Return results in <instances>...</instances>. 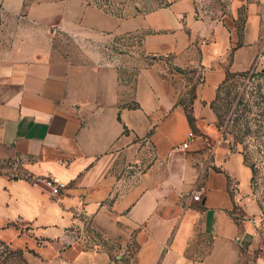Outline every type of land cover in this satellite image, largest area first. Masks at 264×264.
I'll list each match as a JSON object with an SVG mask.
<instances>
[{"label":"crops","instance_id":"crops-1","mask_svg":"<svg viewBox=\"0 0 264 264\" xmlns=\"http://www.w3.org/2000/svg\"><path fill=\"white\" fill-rule=\"evenodd\" d=\"M156 2L125 17L111 0H0V164L24 168L0 171V244L28 264H242L251 246L246 170L212 106L264 69V0ZM130 35L192 82L120 85L103 51ZM60 36L83 63L53 58Z\"/></svg>","mask_w":264,"mask_h":264},{"label":"rangeland","instance_id":"rangeland-1","mask_svg":"<svg viewBox=\"0 0 264 264\" xmlns=\"http://www.w3.org/2000/svg\"><path fill=\"white\" fill-rule=\"evenodd\" d=\"M111 2L123 8L125 17L147 13L157 6L156 0ZM7 24L0 21V33L8 30ZM140 45L141 36L130 35L105 46L107 50L103 52L118 71L120 85H129L134 89L137 80L149 74L159 81H175L181 86L184 82L187 85L192 82L191 76L183 78L177 68L168 65L167 58L143 56ZM84 50V43L73 37L60 36L52 43L56 61L83 63ZM212 110L222 136L238 154L246 170L249 212L255 218L256 229L250 248L242 251L241 258L242 264H252L254 259L264 257V69H254L230 78L219 89ZM23 170L21 162L0 164L1 173L10 179L23 178ZM132 252L133 249L130 251V257L133 258ZM0 264L28 263L23 254L12 252L0 244Z\"/></svg>","mask_w":264,"mask_h":264},{"label":"built area","instance_id":"built-area-1","mask_svg":"<svg viewBox=\"0 0 264 264\" xmlns=\"http://www.w3.org/2000/svg\"><path fill=\"white\" fill-rule=\"evenodd\" d=\"M164 57L166 58L167 56H164ZM186 147H187L186 142L181 145L182 149L186 148ZM43 183H44L45 187L48 189V192L51 196L59 195V193L66 188V184L63 182H60L58 180L46 179V180H43ZM179 197L181 198V196H179ZM191 198L195 201H198V202H200L202 199L200 193L192 194Z\"/></svg>","mask_w":264,"mask_h":264}]
</instances>
